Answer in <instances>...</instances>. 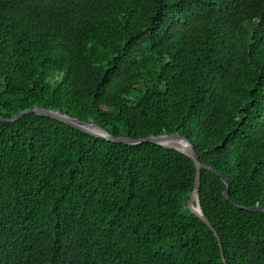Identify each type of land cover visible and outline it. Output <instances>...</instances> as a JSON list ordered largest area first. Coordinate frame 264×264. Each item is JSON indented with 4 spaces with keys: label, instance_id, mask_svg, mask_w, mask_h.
I'll list each match as a JSON object with an SVG mask.
<instances>
[{
    "label": "trees",
    "instance_id": "obj_1",
    "mask_svg": "<svg viewBox=\"0 0 264 264\" xmlns=\"http://www.w3.org/2000/svg\"><path fill=\"white\" fill-rule=\"evenodd\" d=\"M35 106L188 137L222 247L190 156L29 113L0 121V264H264V0H0V115Z\"/></svg>",
    "mask_w": 264,
    "mask_h": 264
},
{
    "label": "water",
    "instance_id": "obj_2",
    "mask_svg": "<svg viewBox=\"0 0 264 264\" xmlns=\"http://www.w3.org/2000/svg\"><path fill=\"white\" fill-rule=\"evenodd\" d=\"M29 113H37L40 115L49 116V117L58 119L68 125L73 126L76 129L84 131L93 136L106 139L108 141H114V142H120V143L132 144V145L141 144L144 142H152V143L164 146V147L176 149L190 156L195 162L196 177H195V186L190 195L186 208L189 209L191 212H194L195 214H197L214 231L222 247L219 234L215 231L213 225L211 224L210 220L206 216L201 206L200 187H201L202 169L208 168L218 173L223 178L224 182L227 185V190L225 192L227 199H229L230 183H229V180L225 176H223L222 174L214 170L212 167L206 165L205 163L201 161L200 156L198 155L195 146L191 143L188 137L178 132L177 133H163L160 135H150L144 138L115 136L114 134L106 130L99 123H95L93 121L88 122V121L80 120L61 110L47 109L41 106H35L33 108L25 109L21 111L20 113L16 114L15 116H13L12 118H4L3 116L0 115V121L15 122L16 120L20 119L21 117ZM240 207L243 208L242 206ZM248 209L256 210V209H264V208L257 205V206L249 207ZM223 258H224L225 263L227 264V260L224 256V253H223Z\"/></svg>",
    "mask_w": 264,
    "mask_h": 264
}]
</instances>
